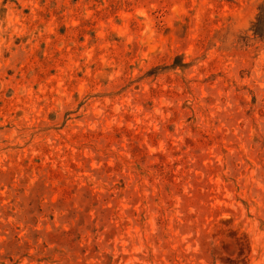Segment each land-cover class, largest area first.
<instances>
[{
	"label": "rangeland",
	"instance_id": "374dc122",
	"mask_svg": "<svg viewBox=\"0 0 264 264\" xmlns=\"http://www.w3.org/2000/svg\"><path fill=\"white\" fill-rule=\"evenodd\" d=\"M0 264H264V0H0Z\"/></svg>",
	"mask_w": 264,
	"mask_h": 264
}]
</instances>
